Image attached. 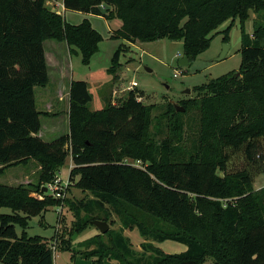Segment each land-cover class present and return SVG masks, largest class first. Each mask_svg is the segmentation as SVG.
<instances>
[{"label": "trees", "instance_id": "1", "mask_svg": "<svg viewBox=\"0 0 264 264\" xmlns=\"http://www.w3.org/2000/svg\"><path fill=\"white\" fill-rule=\"evenodd\" d=\"M48 1L0 0V174L32 160L40 166L39 186L0 183V210H12L0 211V264H55L54 242L26 230L32 217L61 204L63 198L43 187L55 180L69 155L74 161L70 181L91 191L105 211L112 207L122 224L80 242L96 246L75 249L73 258L96 257L91 264L106 259L203 264L208 258L214 264H264V205L254 190L256 177L264 172V0H52L68 10L121 19L123 26L114 37L129 43L183 41L189 63L230 21L223 30L228 42L229 28L240 19V69L196 86L197 95L181 102L185 112L196 108L200 114L199 152L191 159L181 156L183 148L175 140L158 145L152 139L155 105L139 100L140 91L131 90L119 106L107 100L105 108L92 110L85 80L71 83L69 133L53 141L39 135L41 116L51 115L38 109L36 99V87L50 83L44 42H66L87 65L103 39L89 19L72 24ZM251 13L256 18L249 34L245 23ZM126 47L116 51L109 73L117 72ZM169 106L175 117L185 113L171 102ZM177 130L181 133V124ZM238 153L244 165L230 170ZM110 212L95 219L112 226L116 220ZM90 222L78 223L75 232L80 234ZM125 228H137L147 240L142 251L124 235ZM166 240L188 248L167 253L151 242Z\"/></svg>", "mask_w": 264, "mask_h": 264}, {"label": "rangeland", "instance_id": "2", "mask_svg": "<svg viewBox=\"0 0 264 264\" xmlns=\"http://www.w3.org/2000/svg\"><path fill=\"white\" fill-rule=\"evenodd\" d=\"M53 8L56 9L55 7ZM103 8L106 9L107 7ZM59 10L61 11L62 8H59ZM60 13L72 24H79L84 19H89L92 26L102 34L103 39L100 42L99 50L93 56L90 64L87 65L83 63L80 53H71V56L67 55L64 59V64L62 63L61 65L60 57H64L65 48L70 52L68 44L65 42L59 43L60 45L56 52L59 57H56L50 48L58 41L48 39L44 42V46L49 52L48 66L50 67L49 72L52 82L45 88L36 87L38 108L45 109L43 104L45 100H58L68 106L69 100L66 96L69 92L72 77L75 80L88 82L90 92L93 95V100L89 104L92 110L105 108L107 100H110L113 105H121L129 92L133 90L130 89L131 82L136 81L138 82V87L135 90L141 92L139 100L146 105H155L150 131L156 144L160 145L164 140L171 138L183 148L180 154L185 159H191L194 154L197 155L200 146L199 111L195 108L181 114L179 117H175L170 111L169 103L182 104L184 100L194 98L197 95L196 86L202 85L212 78L240 69L242 63V23L240 19L237 18L229 28V41L227 43L230 47L224 59L220 60L226 43L223 40V30L228 28L231 24L230 21L223 24L215 32L211 45L206 51L198 55L192 62L183 65L180 62L184 57L183 41L160 39L133 44L125 39L114 37V32L123 26V22L119 18L108 21L104 17L92 16L72 10H62ZM255 18L256 14L251 13L250 18L245 23V29L249 34L254 31ZM125 47L126 49L120 57V65L117 72L115 74L109 73L108 69L113 64L116 51ZM176 72H180V74L176 75ZM189 90L191 91L188 92ZM59 109L61 110V108ZM59 109L53 106L52 112L59 111ZM44 121L46 120L44 119ZM178 124L182 126L181 133L177 130ZM61 126L63 125L61 124ZM54 130L58 131L57 128ZM49 133L52 134L53 132L49 130ZM63 134L60 133L47 141H53ZM178 135H180V139H178ZM69 161L57 174V177L60 176L64 183L69 182L68 186L63 185L64 195L61 204L51 206L42 214L32 217L29 220V227L26 231L29 236H43L49 240V244L54 242L55 264H87L86 259H77V256L80 255L73 258L74 250L89 251L94 248L96 245L91 247L81 246L80 242L91 238L99 231L98 227L93 223L94 220H98L95 219L96 217H106L107 212L111 211L110 219L113 220L114 212L111 209L112 207L108 205V211H105V208L102 209L95 201L96 198L91 191L83 190L77 187L75 182L68 181L70 180ZM129 162H133V160L130 159ZM243 165V157L241 153H238L232 156L229 168L233 170L243 167ZM38 166V162L33 160L28 166L20 165L8 168L5 170L6 172L4 171L5 174H0V183L39 186L40 171ZM26 172L29 177H26ZM24 179L25 182L23 181ZM263 189L264 172L256 177L254 183V190L259 193L260 200L264 205ZM81 201L85 203V206H82ZM70 202L74 204L73 207ZM0 211L12 213L10 208H1ZM87 220L92 221L88 228L80 234L75 232L78 223L82 224ZM115 224L112 225L113 227L110 225V229H115ZM16 229L18 234L22 235L23 228L17 225ZM75 233H77L76 237ZM105 240H107V237H105ZM65 246L70 249H66ZM161 248L167 253L180 252L177 242L173 240L165 241ZM96 260V257H94L89 261L92 263ZM207 260L212 261L211 258Z\"/></svg>", "mask_w": 264, "mask_h": 264}, {"label": "crops", "instance_id": "3", "mask_svg": "<svg viewBox=\"0 0 264 264\" xmlns=\"http://www.w3.org/2000/svg\"><path fill=\"white\" fill-rule=\"evenodd\" d=\"M48 5L50 7H52V8L55 7L56 8L55 10H57L58 12H61L62 10L68 11V9L65 8L63 2H54L52 0H49L48 1ZM59 8H62V10L60 11ZM90 15L104 17L102 15H93V14H90ZM104 18H106V17H104ZM106 19L108 21H111V20H113L115 18H113V19L106 18ZM52 40H54V39H52ZM139 42L140 41H138L136 43H139ZM59 43H64V42L58 41V43H54L52 45V47L50 48L54 52V54L56 55V57H59V55H57V53H56L57 52V49H58V47L60 45ZM136 43H133V44H136ZM69 51H70V47H69ZM45 52H46L47 62H48V65H49V61H48V59H49L48 58L49 52H48V50L46 48H45ZM67 55L71 56V52H68V50L65 48L64 57H60L61 58L60 60L62 61L61 62V65H62L63 62H65L64 59L66 58ZM56 62L58 63V61H56ZM49 75H50V72H49ZM73 80H75L74 77H72V79H71L70 87H71V83H72ZM51 82H52V79H51V76H50V83ZM50 83L48 84V86L50 85ZM70 87H69L68 95L66 96L67 99L69 100L68 106L65 103L59 102L58 100H56V101L45 100V103H43L44 106H45V109H41V108L39 109L38 108L40 111L49 112L51 114L50 116H46V115H42L41 116V119H42V128H41V130L39 132V135L42 138H44L45 140H51L49 138H54V137L58 136L60 133H64V134L69 133ZM36 99H37V96H36ZM64 99H65V97H64ZM37 106H38V101H37ZM53 106H56L57 109L61 108V110L59 109V111L56 110L55 112H52ZM65 107H66V109H65ZM62 108H63V110H62ZM44 119L46 121H44ZM61 124L63 126H61ZM59 127H60V129H59ZM56 128L58 130L57 132H56V130H54ZM48 129L51 130L53 133L50 134ZM58 132H60V133H58ZM69 158H70V161H69ZM32 161H30L27 165H23V166H28L29 164L32 163ZM68 161L70 162V169H69V175H70V171L74 167V161H73V157L71 155H69L67 157L66 163ZM38 170L40 171V166H38ZM60 171H61V169L59 170V172ZM5 172L2 173L1 175L5 174ZM26 174H27L26 177H29L27 172H26ZM23 181L25 182V179ZM3 184H5V183H3ZM114 220H116V224H115L116 227H114V228L115 229H120L122 227V224L117 219V216L116 215H114ZM123 233H124L125 236H127V237H129L131 239L132 244H133V246H134V248L136 250L142 251V243L146 242L147 240L141 235L140 231L137 228H134V229H129V228L126 229L125 228V229H123ZM98 234H100V230L94 236H96ZM94 236H92V237H94ZM151 242H153L154 245H156V246H158V247L161 248L163 246V244H164L165 241L164 242L151 241ZM177 245H178V248H180V252H173V253H181V252L186 251L187 248H188L187 245H185L183 243H180V242H177ZM77 259L83 260L80 256H77ZM86 262H87V264H91V261H89V260H86ZM112 263L113 264H116L117 261L110 260V259H106L105 262H104V264H112ZM203 264H214V262H213V260L212 261L206 260V262L203 263Z\"/></svg>", "mask_w": 264, "mask_h": 264}, {"label": "water", "instance_id": "4", "mask_svg": "<svg viewBox=\"0 0 264 264\" xmlns=\"http://www.w3.org/2000/svg\"><path fill=\"white\" fill-rule=\"evenodd\" d=\"M230 47V45L226 42L225 45H224V50H223V53L220 57V60L224 59L225 56H226V53L228 51V48ZM181 64L183 65H187L189 63V59L187 56H184L181 60H180ZM191 90H189L188 92H190ZM172 103V102H171ZM174 105V107L176 108V111L177 112H185L186 111V108L183 104H178V103H172ZM43 191H48V187L47 186H44L43 187ZM97 227L98 229L100 230V233L101 234H106L111 226H110V223L106 220H94L93 222ZM77 233H75V237H76ZM74 237V238H75Z\"/></svg>", "mask_w": 264, "mask_h": 264}, {"label": "built area", "instance_id": "5", "mask_svg": "<svg viewBox=\"0 0 264 264\" xmlns=\"http://www.w3.org/2000/svg\"><path fill=\"white\" fill-rule=\"evenodd\" d=\"M180 72H176V75H179ZM136 87H138V82L134 81L131 82L130 84V89H135ZM70 181V180H68ZM63 185L68 186L69 182L64 183L63 179L59 176L56 177L55 180L51 183H49L47 185L48 190L50 191L51 194H53V196L57 197V198H63L64 195V188ZM55 248V247H53Z\"/></svg>", "mask_w": 264, "mask_h": 264}]
</instances>
